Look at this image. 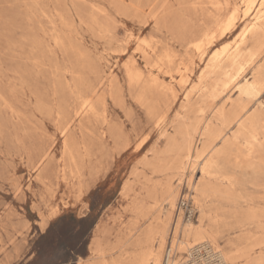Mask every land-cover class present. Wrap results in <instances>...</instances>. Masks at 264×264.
<instances>
[{
    "label": "rangeland",
    "instance_id": "1",
    "mask_svg": "<svg viewBox=\"0 0 264 264\" xmlns=\"http://www.w3.org/2000/svg\"><path fill=\"white\" fill-rule=\"evenodd\" d=\"M158 1L0 0V264H86L98 257L94 248L105 264H126L157 215L149 197L173 155L169 139L215 119L204 103L209 91L227 111L245 107L250 134L264 142V87L240 90L264 80V55L251 60L250 37L237 49L264 0ZM234 9L236 26L224 31ZM248 154L239 144L221 161L239 174L238 201L223 203L226 225L214 243L235 255L226 264H264V219L258 228L247 214L264 205V174L236 168ZM186 177L175 182L177 207L189 194L192 214L179 209L167 240L202 218Z\"/></svg>",
    "mask_w": 264,
    "mask_h": 264
},
{
    "label": "bare ground",
    "instance_id": "2",
    "mask_svg": "<svg viewBox=\"0 0 264 264\" xmlns=\"http://www.w3.org/2000/svg\"><path fill=\"white\" fill-rule=\"evenodd\" d=\"M250 2H251L250 0L247 1L246 5H249ZM198 3L200 5V2ZM211 3L213 5L219 4L218 2H213V1ZM263 6L264 3L261 4L262 8L259 9L255 17V22L253 24H250L240 35V44L237 46L238 49L240 46L244 45L250 37L253 40L255 46V50L250 54V58L253 61L255 58H261L264 55V7ZM217 9L220 10L221 7H217ZM238 15L239 13L237 9H234L231 12L230 19L227 21V23L224 26V31H228V30L230 31L235 28L237 23L236 19ZM225 51L222 52L223 55L226 53ZM222 54H215V57L213 59V67L221 68ZM242 69L243 67L241 66L239 68V71H242ZM261 87H264V80L260 83L246 82L243 86H240V90H241V94L247 95V94L257 93ZM205 95L207 96L204 99V103L206 102L207 109H209L211 113L215 114V119L208 120L206 118V120L204 119L205 121L203 123H201L202 122L201 120L200 123H197L195 125L186 124L185 127L180 128V130L182 129L181 131L182 139L180 140V142L175 140V138L169 139L170 144H172V147L170 149L173 155H171L168 158V160H166L165 166H163L160 169V173H163L164 175L159 183L157 184L155 183L156 185L154 186L153 190L150 193L149 198H151L154 201L153 208L152 207L149 209L147 208L149 211L151 209L157 210V215L154 216L152 215L153 217L150 220V224L147 227L146 231L144 232L142 239L139 241V246L141 250L136 255H134L126 264H163L164 254H165V253L163 254V251L165 248H168L170 245H171V249L175 253L182 252V250H184V247H186V250L188 252V250L191 247L205 242L212 244L213 247L218 249V246L216 245L218 243L217 242L218 235L221 231V228L226 225L224 216L226 214L225 211L227 210L226 208L224 209L223 203L225 201L228 200L231 201L235 199L236 197L234 191L235 188L233 187H235V185L239 182V174L237 173V171L230 170L227 167H221V161H223V159H225L228 156V151L231 148H234L239 144H243V146H245L249 150L248 156L246 157L242 156L240 159V163L236 166V168L245 169L251 174H255L258 176L260 175L262 176V174H264V153H263L264 142L260 140L258 135L250 134L252 122L245 121V117L248 113L247 109L245 107H239V108L236 107L233 110L227 111L225 105L218 106V104L216 103L215 91L213 90L209 91L208 94ZM84 106L86 111L92 110L93 99H87L84 103ZM214 121L220 123L219 128H217V126L214 128L213 126ZM233 127H238V131L234 134V136L230 134L232 137L228 138V133L231 131ZM195 138L196 139L200 138V141H202L201 142L202 144L200 145L201 147L199 145H198L199 147L196 146V144L194 143ZM218 142H224L225 144L224 151L219 152L215 150ZM170 149L168 151H170ZM196 170H198V172L200 173V177L198 178L197 181L193 180L194 173ZM89 174L91 176V173ZM185 174L189 175V179H187V177L186 179L188 180V185L191 191H193L192 201L194 200L193 203L200 209L202 213V218L200 222L197 224L182 223L179 227V230H177V226L176 227L174 226L175 231H173V236L171 235L169 240H167L170 233L169 226L173 216L178 218V220L180 219L181 216V212L177 207V203L180 198L179 197L180 191H178L179 185H176L175 182L179 181L178 179H180V177L185 176ZM86 183L87 182H85V184ZM144 207L145 206L143 205L139 206L140 211H144L145 209ZM247 214L250 217V221H251V223L249 224L250 225L256 224L258 225L259 228L261 226L260 220L264 219V205L262 208L258 209L257 211L248 210ZM53 217H55V215ZM139 233H137V235ZM167 241H168V246L166 247ZM194 242H199V243L193 244ZM235 245L236 244L233 242L230 243L231 247H234ZM257 246L264 247V238H262L257 242ZM222 251L220 250L224 264H226L227 261L233 262V258L235 255H233L232 253L223 254ZM93 253L98 257L95 260L93 259V261L90 260L91 262H88L86 264H105V262L102 260L103 253L101 250H99L98 248H94ZM248 262H249L248 264H262L260 261H255L253 259ZM178 263H179L178 261L174 260L172 264H178Z\"/></svg>",
    "mask_w": 264,
    "mask_h": 264
},
{
    "label": "built area",
    "instance_id": "3",
    "mask_svg": "<svg viewBox=\"0 0 264 264\" xmlns=\"http://www.w3.org/2000/svg\"><path fill=\"white\" fill-rule=\"evenodd\" d=\"M190 196L183 195L179 202L180 210H187L190 215ZM177 258V253L171 249V245L166 249L163 264H172ZM178 264H224L221 252L209 243H202L191 247L185 257Z\"/></svg>",
    "mask_w": 264,
    "mask_h": 264
}]
</instances>
